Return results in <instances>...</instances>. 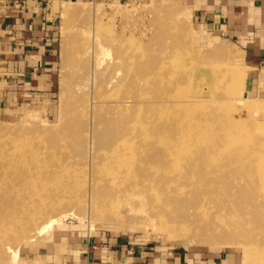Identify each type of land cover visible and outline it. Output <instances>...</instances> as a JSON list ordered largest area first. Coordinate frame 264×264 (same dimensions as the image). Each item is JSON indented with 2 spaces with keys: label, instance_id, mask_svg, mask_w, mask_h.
<instances>
[{
  "label": "rangeland",
  "instance_id": "obj_1",
  "mask_svg": "<svg viewBox=\"0 0 264 264\" xmlns=\"http://www.w3.org/2000/svg\"><path fill=\"white\" fill-rule=\"evenodd\" d=\"M184 3L63 0L56 5L57 60L51 73V98L28 99L9 109L0 84L1 153L18 155L30 171L28 175L36 176L43 169L48 176L35 177V186L42 188L49 181L67 185L70 181L68 190H73L71 197L60 202L21 206L16 218L0 216V264H46L39 256L40 247L48 241H61L60 235L69 231L122 237L135 245L151 246L158 254L231 248L236 249L242 264H264V228L235 225L243 216H251L252 206L244 201L251 195L249 189L261 182L260 177L255 175L252 181L241 178L238 183L245 190L236 194L241 199L236 207L231 200L233 190L222 187L229 182L230 173L250 164L224 166L216 172L218 177L200 168L209 161L208 153L204 156L200 152V160L196 156L198 147L206 142L179 161L172 156L164 158L166 152L162 151L163 156L159 151L163 147L167 151L176 137L167 127H173L182 116L181 109L172 103L177 94L193 109L199 108L195 113L187 109L191 126L200 116L208 122L207 117L218 107L228 110L225 116L234 119L238 146L222 148H241L243 157L260 168L256 156L249 154L251 147L247 145H252L257 160L264 162V132L255 128L264 126V99L245 97L247 72L240 50L194 25ZM169 91L172 99L168 100ZM184 124L181 128L186 129ZM238 139H243V144ZM150 140L154 145L142 146ZM172 165L174 173L169 170ZM176 175L192 177L183 180ZM212 175L213 179L217 176L218 190L204 186ZM148 176L150 183L164 185H160L162 190H148L139 182L135 186L136 179L144 184ZM179 182L188 186L177 189ZM252 198L264 202L263 194ZM50 221L53 224L44 228Z\"/></svg>",
  "mask_w": 264,
  "mask_h": 264
},
{
  "label": "crops",
  "instance_id": "obj_2",
  "mask_svg": "<svg viewBox=\"0 0 264 264\" xmlns=\"http://www.w3.org/2000/svg\"><path fill=\"white\" fill-rule=\"evenodd\" d=\"M62 1L0 0V84L7 108L53 95L56 5ZM175 1L185 2L194 25L207 29L218 41L235 44L247 72L245 97L263 100L264 0ZM66 234L60 235L61 241H48L40 247L39 256L46 264H242L236 249L231 248L158 254L151 246L135 245L122 237L83 231Z\"/></svg>",
  "mask_w": 264,
  "mask_h": 264
},
{
  "label": "bare ground",
  "instance_id": "obj_3",
  "mask_svg": "<svg viewBox=\"0 0 264 264\" xmlns=\"http://www.w3.org/2000/svg\"><path fill=\"white\" fill-rule=\"evenodd\" d=\"M130 58V56H129ZM204 66V65H203ZM146 69V68H145ZM144 69V70H145ZM147 71L151 70V69H146ZM143 72V71H142ZM146 74V71L145 73H143V75ZM145 76V75H144ZM146 77V76H145ZM144 77V78H145ZM151 79V78H150ZM141 81V80H140ZM147 81V80H146ZM164 91V90H163ZM167 91V90H165ZM178 93V92H176ZM155 94V93H154ZM165 95V93H162ZM168 94V93H167ZM181 94V93H180ZM169 95L170 97H168V100L171 98V95L170 94V91H169ZM154 95H152L153 97ZM157 96V95H155ZM166 96V95H165ZM158 97V96H157ZM160 97V96H159ZM158 97V98H159ZM179 95L175 94V97L173 96V107H177V108H180L181 109V113H182V116L180 118V120H175V123L173 125V127L171 126V128L168 129L167 127V130L168 132L174 134L175 139L172 140L171 142V146L168 148V150L166 151L163 148L161 149H164V150H161L158 145H155L157 146L158 148L157 149H160V154L162 153V151L166 152L161 154L164 156V158H168L169 156H172V158H177V161H179V158L183 157L185 159H187L185 156H188V153L190 152H194V148L198 145H201V143H204L206 142V146L199 148L198 150V154H196V156L198 155V160H200L201 158H203L202 154H204V156L208 153L209 156L207 157V159L209 160L207 162V164L205 165L206 167H200L202 169L206 168V171L209 172H212V173H216L218 170L222 169V167H227V166H233L234 168H236V166H241V164H250V166L242 169L241 167L238 169L237 172H233V173H230L231 175L229 176V182L225 183V185L223 184L222 187H224L225 189L224 190H233V195H231V200L233 202V206L236 207V204L239 200L236 194L239 196L240 194H243L244 192L241 191V190H245V187L244 186H239V181L240 180H243L241 178H244L246 180H251L252 181V178L255 176V175H258L261 179V182L259 184H257L255 187L249 189V192H247L250 197L246 198V201H244V204L246 205H249V206H252V210H251V216L248 218V217H242L241 219H239L238 222H235V225L238 226V227H246L247 225H250V226H255V228H264V214L261 215L259 213V211H264V202H258L257 199H253L252 197L256 194H263L264 195V190H260L261 188H264V187H261V188H258L259 186L261 185H264V162L261 160H257V151L255 150L254 147H252V145H247V146H250L251 147V150L249 151V154H254L256 156V161L257 162H260L259 167H255L253 166L250 162H249V159H245L244 154L242 152V150L238 149L237 147V150L235 151L234 150H231V148L229 149H225V148H222V146H225V145H237V138L238 136L235 134L234 132V129H233V124H232V121L234 120L233 118L231 117H228L226 118L227 112H229L228 110H224L223 108H216V111L213 110L214 115H212V117H207L209 120L208 122L206 121L205 117L204 116H200V117H197V119L193 122L195 125L191 126L188 122L192 120V117L190 115V113L188 112L187 109L191 110L192 112H198L199 108H195L193 109L192 108V105L188 104L189 102H187V99L186 98H181V99H178ZM155 98V97H154ZM157 98V99H158ZM162 98V97H161ZM172 99V98H171ZM153 100V99H152ZM155 100V99H154ZM153 100V101H154ZM165 100V99H164ZM183 100V101H181ZM160 101V99L158 100ZM167 101V100H165ZM171 101V100H170ZM186 101V103H185ZM203 101V100H202ZM157 102V100H156ZM175 102V104H174ZM170 103V102H169ZM171 103V104H172ZM143 104V103H142ZM170 104V105H171ZM143 106V105H142ZM189 106H191L189 108ZM165 110V109H164ZM166 111V110H165ZM136 112V111H135ZM177 112V111H176ZM232 112V111H231ZM165 114V113H163ZM161 114V115H163ZM168 114V113H167ZM166 115V114H165ZM170 115V114H168ZM169 117V116H168ZM164 118V116H163ZM170 119V118H169ZM168 119V120H169ZM135 120V119H134ZM120 121V120H119ZM139 122V119L137 120ZM159 121H161L159 119ZM121 122V121H120ZM170 122V121H169ZM173 123V122H171ZM185 123V124H184ZM129 124V123H128ZM139 124V123H138ZM143 124V123H142ZM184 124V126L186 127V129H183V127L181 128V125ZM187 124V125H186ZM123 125V124H122ZM134 127V125H133ZM140 126H138L139 128ZM170 127V126H169ZM130 128V127H129ZM135 128V127H134ZM147 128V127H146ZM255 128H257V131L258 132H264V126H261V125H258L256 126ZM128 129V128H127ZM166 129V128H165ZM122 130V129H121ZM117 133L119 134L120 132H118V130H116ZM123 131V130H122ZM121 131V132H122ZM131 131V130H130ZM137 131V129H136ZM135 131V132H136ZM141 131V129H140ZM164 130H162L163 132ZM223 131H227V132H223ZM153 132V131H152ZM155 132V130H154ZM166 132V131H165ZM123 133V132H122ZM127 133V131L124 132V134ZM129 133V132H128ZM134 133V132H133ZM137 133V132H136ZM116 134V133H115ZM114 134V135H115ZM141 134V133H140ZM117 136V134H116ZM133 137V135H131ZM137 136V135H136ZM163 136V135H161ZM123 137V135H122ZM139 137V136H138ZM141 137V136H140ZM139 137V139H141ZM243 139L245 140V137L242 136ZM127 138V137H126ZM143 138V137H142ZM144 139V138H143ZM167 139V138H166ZM178 139H180L178 141ZM243 139H238V141L240 140L241 143L243 144L244 140ZM130 141L132 139H129ZM138 140V138H137ZM147 140V139H146ZM149 140V139H148ZM154 140V139H152ZM157 140V138L155 139ZM154 140V142H155ZM128 141V139H127ZM136 141V140H135ZM139 141V140H138ZM138 141H136V143H138ZM141 141V140H140ZM143 142V141H142ZM154 142L152 144L151 140L150 142H147L146 143L144 142L141 143L143 144L142 146L144 147V145H146L147 143H149V147H151V144L154 145ZM232 142V143H231ZM235 142V143H233ZM132 143V142H131ZM136 143L134 145H136ZM151 143V144H150ZM226 143H229V144H226ZM7 143L3 144V145H6ZM10 144V143H8ZM128 144V143H126ZM139 144V143H138ZM140 144V145H141ZM120 145V144H119ZM129 145V144H128ZM170 145V144H169ZM120 147V146H119ZM126 147V146H125ZM197 147H196V150H197ZM243 147V146H242ZM123 148V147H121ZM121 148H118V151H120L119 149ZM138 148H139V145H138ZM156 148V147H155ZM116 149V147H115ZM247 149V148H246ZM123 150V149H122ZM140 151V149H138ZM136 150V151H138ZM111 151V150H110ZM113 151V150H112ZM138 151V152H139ZM128 152V151H127ZM126 152V153H127ZM133 152V151H132ZM142 152V151H141ZM139 152V153H141ZM170 155H167L168 153ZM202 154H201V153ZM124 153V154H126ZM146 153V152H145ZM158 153V152H157ZM259 154V153H258ZM115 155V154H114ZM139 156V154H137ZM143 155V154H142ZM141 155V156H142ZM109 156V155H108ZM124 156V155H122ZM137 156V157H138ZM145 157H147L145 154L143 155ZM111 157V156H110ZM161 157V156H159ZM113 158V157H112ZM148 158V157H147ZM171 158V157H170ZM181 158V159H183ZM190 158V156L188 157ZM235 158V159H234ZM242 158V159H241ZM143 159V157H142ZM160 159V158H158ZM162 159V157H161ZM196 159V161H197ZM175 161V160H173ZM172 161V162H173ZM183 161V160H182ZM171 162V161H170ZM171 162V163H172ZM210 162V163H209ZM145 163V162H144ZM256 163V162H255ZM210 164V165H209ZM22 165V166H21ZM145 165V164H144ZM170 165V164H169ZM169 167V166H167ZM164 168V169H167ZM174 166L172 165V167H170L172 172V168ZM180 168L181 167V163H180ZM177 167V168H179ZM17 168H21V169H17ZM175 168V167H174ZM15 169V170H14ZM51 169V168H50ZM140 169V168H139ZM137 169V171H140L141 172V169L139 170ZM162 169V167H161ZM160 169V170H161ZM202 169H200L202 171ZM226 169V168H225ZM52 170L53 171H59L57 170V168H54L52 167ZM144 170V169H143ZM157 170V169H156ZM178 170V169H177ZM51 171V170H50ZM145 171V170H144ZM143 171V172H144ZM166 171V170H164ZM170 171V172H171ZM180 171V169H179ZM182 171V170H181ZM180 171V172H181ZM26 172H30L27 168H26V165L25 163H23L19 158H18V155L16 156H4V153H1L0 151V206H1V211H0V216H3L4 218L6 219H11V218H16L15 216V212L22 206V207H29V205L31 206H41V205H44V203L46 202H50V204H53V203H56V202H60V200L62 201L64 197H71L72 196V193H73V190H68L69 189V186L70 185V181L69 183L67 182V185H64L65 183H55L54 181L53 182H48L44 187L41 188L40 187H37L35 186L34 184V181H35V177H38V176H46L47 173L46 172H43V169L42 170H38V172H40L39 174L36 173L37 175H28ZM132 172V171H131ZM139 172V173H140ZM169 172L168 169L166 171V173ZM219 172V171H218ZM138 173V172H136ZM142 173V172H141ZM174 173V172H173ZM50 174V173H49ZM132 174V173H130ZM134 174V173H133ZM144 174V173H143ZM149 174V173H147ZM172 174V173H169V175ZM179 174V172H178ZM192 174V173H191ZM210 174V173H209ZM217 174V173H216ZM215 174V175H216ZM228 174V172H227ZM142 175V174H141ZM140 175V176H141ZM181 175V173H180ZM185 175V174H184ZM220 175V174H219ZM48 176V175H47ZM144 176V175H143ZM142 176V177H143ZM179 176V175H178ZM206 176V175H205ZM210 176V175H209ZM218 176V174H217ZM216 176V178H217ZM126 177V176H125ZM192 177V175H191ZM190 175L189 176H184V177H177L176 175V178H183V180L185 179H190L191 178ZM194 177V176H193ZM219 177V176H218ZM222 177V176H220ZM73 177H71L72 179ZM138 178V177H135V179ZM141 178V177H140ZM152 180L153 177H151ZM156 178V176L154 177ZM195 178V177H194ZM212 180L210 181V183H207V186L204 185L205 187H208L207 190H218V185H216V181L218 179L215 178L214 176V179H213V175L211 176ZM225 178V177H224ZM127 178H125L126 180ZM144 179V178H143ZM174 179V177H173ZM205 179V178H204ZM221 179V178H220ZM228 179V178H227ZM151 180V179H150ZM156 180V179H155ZM154 180V181H155ZM158 180V179H157ZM170 180V179H169ZM172 180V179H171ZM181 180V181H183ZM206 180V179H205ZM145 181V180H144ZM173 181V180H172ZM177 181V179H176ZM136 182V185H138V182L139 184L142 183L141 185L144 186V187H147V189H151V190H162V189H159L161 186H164V185H161L160 183L158 182H155L153 183H150L149 182V176H148V180L146 182H144L143 184V181L140 182V180L138 181L137 179L135 180ZM178 182V181H177ZM173 183V182H172ZM180 183V182H179ZM191 183V182H190ZM222 183V182H221ZM168 184V183H167ZM170 184V183H169ZM161 185V186H160ZM166 185V183H165ZM173 185V184H172ZM169 186V185H168ZM177 189H182L184 190L186 186L188 185H185L180 183L179 185H177ZM149 187V188H148ZM167 187V186H166ZM201 187V186H200ZM217 187V188H216ZM221 187V188H222ZM202 188V187H201ZM143 189H146V188H143ZM142 189V190H143ZM169 189H170V186H169ZM166 188V190H169ZM138 190V189H137ZM164 190V189H163ZM172 190V189H171ZM236 190H240V191H236ZM203 193V192H202ZM232 193V192H231ZM23 194H26L27 197L25 198L23 196ZM230 194V193H229ZM252 198V199H250ZM42 201H46L44 203H42ZM2 204L4 206H2ZM53 224V221H50L48 222V224H46L44 226V228H48L50 227L51 225ZM221 235V234H220ZM214 238H216V236L213 235Z\"/></svg>",
  "mask_w": 264,
  "mask_h": 264
}]
</instances>
